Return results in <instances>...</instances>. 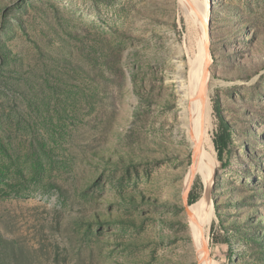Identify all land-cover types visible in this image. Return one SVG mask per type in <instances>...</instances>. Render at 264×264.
<instances>
[{
	"label": "rangeland",
	"instance_id": "374dc122",
	"mask_svg": "<svg viewBox=\"0 0 264 264\" xmlns=\"http://www.w3.org/2000/svg\"><path fill=\"white\" fill-rule=\"evenodd\" d=\"M204 1L212 141L218 114L230 141L185 195L186 1L0 0V264H201L199 200L206 264H264V0Z\"/></svg>",
	"mask_w": 264,
	"mask_h": 264
},
{
	"label": "bare ground",
	"instance_id": "6f19581e",
	"mask_svg": "<svg viewBox=\"0 0 264 264\" xmlns=\"http://www.w3.org/2000/svg\"><path fill=\"white\" fill-rule=\"evenodd\" d=\"M185 1V7L198 19L197 25L202 39L200 52L198 50L197 57L190 60L187 73H184V66L179 65L176 67L173 77H171V82L175 85L178 97L175 131L183 149L192 151V162L185 176V183L188 184L194 174L200 175L204 180H209L214 171L216 159L212 141L213 120L205 53L206 31L210 21L204 0ZM203 81L204 86L201 87ZM197 203V207L190 215V227L198 259L201 264H206L204 246L209 241L206 228L211 220L212 207L202 200L193 203L190 207Z\"/></svg>",
	"mask_w": 264,
	"mask_h": 264
},
{
	"label": "trees",
	"instance_id": "16d2710c",
	"mask_svg": "<svg viewBox=\"0 0 264 264\" xmlns=\"http://www.w3.org/2000/svg\"><path fill=\"white\" fill-rule=\"evenodd\" d=\"M220 133L213 140L215 150L217 152V158L222 161L223 153L227 150V144L230 141V135L227 128V123L218 114ZM194 199L189 200V204L193 203Z\"/></svg>",
	"mask_w": 264,
	"mask_h": 264
},
{
	"label": "water",
	"instance_id": "95a60500",
	"mask_svg": "<svg viewBox=\"0 0 264 264\" xmlns=\"http://www.w3.org/2000/svg\"><path fill=\"white\" fill-rule=\"evenodd\" d=\"M208 36H209V34H208V28H207V31H206V39H205L206 72H208V65H209V61H210V59H209V50H208ZM202 86H204V81H203V84L201 85V87H202ZM193 176H194V175H192V177H191V179H190V181H189V183H188V185H187V187H186L185 195H186V193L188 192L189 187H190V185H191V183H192ZM185 202H186V201H185ZM186 204H187V203H186ZM187 211H188V214H189V216H190V212H189L188 208H187Z\"/></svg>",
	"mask_w": 264,
	"mask_h": 264
}]
</instances>
